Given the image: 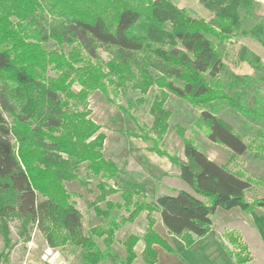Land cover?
<instances>
[{
    "label": "trees",
    "instance_id": "16d2710c",
    "mask_svg": "<svg viewBox=\"0 0 264 264\" xmlns=\"http://www.w3.org/2000/svg\"><path fill=\"white\" fill-rule=\"evenodd\" d=\"M198 2L211 13L210 21L192 17L170 0H0V264L9 263L14 248L13 221L23 242L35 229L49 249L79 248L85 264H98L116 232L143 213H157L167 234L188 248L209 233L218 209L249 213L264 208V198L246 197L253 188L264 189L263 180L210 160L181 127H176V134L183 142L184 161L157 147L170 116L163 100L150 108L151 129L158 139L150 140L148 150L166 158L190 192L161 194L152 204L136 189L108 185L120 171L103 155L105 135L89 118L88 97L95 91L108 97V86L120 89L133 70L140 79L139 90L155 86L196 107L211 143L235 157L264 150V134L252 146L216 115L232 106L241 114L264 118L262 101L251 110L224 90L220 76L225 66L218 50L219 45L247 37L264 47V22L251 28L243 24L239 9L249 0ZM100 50L107 54V62L100 59ZM48 71L54 76H47ZM74 84L80 87L77 92ZM70 102L82 110H72ZM81 165L101 178L98 198L118 194L121 201H107L105 209L94 206V215L107 224L87 233L82 214L62 185L71 181L87 185L79 176ZM115 209L127 216L111 218ZM155 223L148 216L144 233L130 234L122 242L123 264L136 260L139 241L148 264L157 261L156 247L175 254L154 230ZM222 239L233 264L252 261L239 235L226 232ZM97 240L105 251L99 250Z\"/></svg>",
    "mask_w": 264,
    "mask_h": 264
},
{
    "label": "rangeland",
    "instance_id": "374dc122",
    "mask_svg": "<svg viewBox=\"0 0 264 264\" xmlns=\"http://www.w3.org/2000/svg\"><path fill=\"white\" fill-rule=\"evenodd\" d=\"M170 1L178 8L185 9L192 17L205 21L211 19V13L200 5L198 0ZM239 14L243 24L248 28L259 21L264 22V0H249L241 6ZM218 50L225 66L220 80L229 96L236 94L237 102L251 110L257 109V100L262 101L261 105H264V47L247 37L219 45ZM99 56L103 62L109 60L107 54L101 53V50ZM47 76L53 77L54 72L48 71ZM139 82L140 79L133 70L129 80L120 89L114 90L111 85L108 86V97H104L99 91L88 97V109L91 111L89 118L100 126L99 132L105 135L103 155L120 171L114 179L108 181L109 186L121 190L136 189L145 194L152 204H155L156 197L161 194L173 195L180 189L190 192L188 186L179 180L176 168L166 158L158 157L148 150L152 146L150 140L158 139L151 129L153 118L150 114V108L156 100H163L162 107L170 114L166 121V134L159 140L157 146L161 151L175 155L179 160H185L183 142L176 134V127L179 126L183 129L185 137L192 140L201 152L217 164L231 171L243 170L248 175L264 181V150L256 149L235 157L225 147L213 144L206 138V128L198 119L200 111L196 107L155 86L141 91L136 88ZM79 89L77 84L72 86L74 92ZM70 105L72 110H82L81 106L73 102H70ZM216 115L238 133L244 142L252 146L259 144L258 136L264 134V118L241 114L232 106L221 108ZM15 149L18 150L16 144ZM78 172L87 185L83 186L75 181L63 182L62 185L69 194V201L82 214L81 222L85 233L95 226L104 229L107 221L96 217L93 207L105 209L107 201L121 203L119 195L98 198L97 184L101 178L91 176L84 165H81ZM246 197L249 201L253 198H264V189L253 188ZM110 214L111 218L115 215H126L122 209H115ZM148 216L156 222L159 219L157 213H143L134 223L124 225L116 232L112 246L98 264H123L126 252L122 242L130 234H143ZM258 222L264 223V210L246 215L236 209L230 211L218 209L213 220V234L210 236L214 235L220 239L229 231L241 235L245 230H252ZM158 224L159 230L157 224L154 225V230L165 232L160 221ZM16 226V221L10 223L14 248L8 264H85L79 248L49 249L42 235L35 229L30 233L29 241L23 242L17 236ZM167 241L180 255L184 258L189 257L187 259L195 261L196 264H232L228 257L219 256L218 253H214L211 259L192 256L190 255L192 251H186L182 242L175 237L168 236ZM250 241L252 261L248 264H264V244L258 239ZM225 244L229 250L233 249L228 243ZM97 246L100 251H105L101 240H97ZM155 249L158 257L155 264H177L175 257L160 248ZM134 250L137 258L132 264H148L141 253L139 254L137 247Z\"/></svg>",
    "mask_w": 264,
    "mask_h": 264
},
{
    "label": "crops",
    "instance_id": "0c3cea01",
    "mask_svg": "<svg viewBox=\"0 0 264 264\" xmlns=\"http://www.w3.org/2000/svg\"><path fill=\"white\" fill-rule=\"evenodd\" d=\"M209 159L212 160L211 158H209ZM212 161H214V160H212ZM180 190H183V189H180ZM257 210H264V208L256 209V210H253V211H251L249 213H243V214L251 215V214H253ZM237 211H239V210H237ZM239 212H241V211H239ZM158 223H159V219L155 223V225L157 224V229H158V226H159ZM212 228H213V225H212ZM212 228L209 231V233H207L204 237L197 239L193 243V245H191L190 247L186 248L185 245L182 243L183 246L186 248V251H192V252H190L191 253L190 255H192V256L194 255V256L199 257V258H206V259H209L210 258L211 259V258H213L214 253H218L219 256L222 255V257H228L232 261V264H233V260L228 256V254L226 253V251L222 247V241H221V240H223L222 239V236H221L220 239L219 238H216L214 235L213 236H210V235L213 234ZM157 233L162 238H164L166 241H167V237L168 236H171V235H168L167 234L166 230H165V232L159 231ZM239 236H240L241 242L243 244H245L247 246V248H248V251L251 252V250H250V248H252V245L250 243L251 242L250 241L251 239H254V240L255 239H258L262 244H264V223L263 222H261V223L258 222L257 224H255V226H254V228L252 230L251 229L249 231H246L245 230V232L243 234L239 235ZM172 237H174V236H172ZM136 247H137V249L139 251V254H140L142 252V250H143L144 245H143V243L141 241H139L136 244V246H135L134 249H136ZM173 250L175 251V254H170V255H172V257H175L176 258L177 264H196L195 261H190V259L188 260L187 258H189V257H187V258L185 257L184 258L174 248H173ZM166 257H168V256H166ZM157 259H158V257H157Z\"/></svg>",
    "mask_w": 264,
    "mask_h": 264
}]
</instances>
